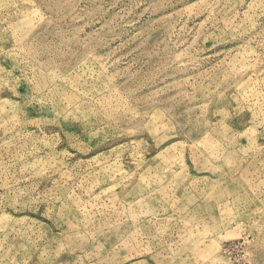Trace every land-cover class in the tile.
<instances>
[{
    "label": "rangeland",
    "instance_id": "obj_1",
    "mask_svg": "<svg viewBox=\"0 0 264 264\" xmlns=\"http://www.w3.org/2000/svg\"><path fill=\"white\" fill-rule=\"evenodd\" d=\"M0 264H264V0H0Z\"/></svg>",
    "mask_w": 264,
    "mask_h": 264
}]
</instances>
